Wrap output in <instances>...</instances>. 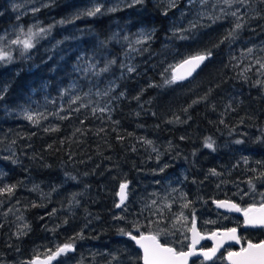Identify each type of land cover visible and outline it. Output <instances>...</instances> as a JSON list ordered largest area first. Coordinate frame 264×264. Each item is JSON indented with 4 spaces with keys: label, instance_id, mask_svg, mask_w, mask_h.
<instances>
[{
    "label": "trees",
    "instance_id": "trees-1",
    "mask_svg": "<svg viewBox=\"0 0 264 264\" xmlns=\"http://www.w3.org/2000/svg\"><path fill=\"white\" fill-rule=\"evenodd\" d=\"M24 8L0 0V264L65 244L52 264H141L124 233L179 250L193 210L201 232L262 238L236 214L218 222L212 200L264 201V0ZM41 28L32 48L13 43ZM7 32L15 39L2 43ZM199 53L202 66L174 78L172 66Z\"/></svg>",
    "mask_w": 264,
    "mask_h": 264
},
{
    "label": "water",
    "instance_id": "water-1",
    "mask_svg": "<svg viewBox=\"0 0 264 264\" xmlns=\"http://www.w3.org/2000/svg\"><path fill=\"white\" fill-rule=\"evenodd\" d=\"M200 56L206 57L205 54H192L188 55L178 62H176L172 68L171 72L174 78L176 79H187L189 78L203 63V60H198L197 58ZM187 62V63H186ZM123 184V183H121ZM121 184L118 185L116 191L117 203L119 204L122 200V197H125V188L121 189ZM219 202H224L225 206H220ZM212 205L214 208L226 212L233 213L238 215L242 220V227H255V226H263L264 223V201L260 203H251L247 204L244 207H240L236 202L226 199L219 198L213 199ZM235 205V207H232ZM193 229L192 221L188 228V244L184 250L176 251L172 246L162 243L158 240V238L151 232H142L133 234L138 238L143 235L146 237L142 241V243L149 250L150 259L154 258L155 264H166L167 261H172V264H181L179 258L172 259V254L165 252L163 249L172 248L176 253L187 252L189 247L192 246L193 239L197 241L194 246L196 255L200 256L204 259L201 254L202 251H208L210 249H216L215 254L226 244L239 245V239L237 236V229L235 227H227V228H217L212 231L202 233L198 230L195 224V231ZM231 229H235V232H231ZM154 237L155 239H152ZM130 239V237H129ZM206 239L209 241V247H199V244ZM131 240V239H130ZM134 246L140 252V262L141 264H145L144 256H145V248L141 247L135 241L131 240ZM61 248V247H59ZM229 253L232 255L229 256ZM57 257V251H53L50 254L39 256L36 255L32 257L29 264H52ZM192 257V256H190ZM187 258L186 264H188L189 258ZM213 258V257H212ZM224 260L227 264H264V238L257 241L251 242L246 241L243 247H239L236 250L228 251L224 254Z\"/></svg>",
    "mask_w": 264,
    "mask_h": 264
},
{
    "label": "snow or ice",
    "instance_id": "snow-or-ice-1",
    "mask_svg": "<svg viewBox=\"0 0 264 264\" xmlns=\"http://www.w3.org/2000/svg\"><path fill=\"white\" fill-rule=\"evenodd\" d=\"M96 11H99V9H97ZM94 13L92 12H89L88 15H93ZM233 15H235V13H233ZM240 27H242L241 24L237 23L236 24V28L239 29ZM23 31V30H21ZM45 30L44 29H39V32L38 33H33L31 29H29L28 33H27V38L24 39V40H20V39H17L15 41H13V43H16V44H22L24 49L27 50V49H30L32 48L34 45L32 43V37L34 35H38L39 33H43ZM249 51H251V49H249ZM211 53L209 52L208 55H210ZM4 55H6V53H2V50H0V59H3L4 58ZM206 57L204 56H200L198 57L197 59L198 60H203L205 59ZM111 63H115V61H111ZM187 63V62H186ZM264 66V65H262ZM94 67V66H93ZM100 71H107V67L101 69ZM129 71H132V69H129ZM169 83L171 81H168ZM237 143H240V141H237ZM207 147L211 148L212 147V144L211 143H208L206 145ZM161 171H163V169H161ZM214 172V170H213ZM126 187L125 184H121V189L123 190L124 188ZM8 191H11V189L9 188ZM123 199L124 197H122V200L121 202H123ZM153 204H155V201H153ZM220 206H225L224 205V202H219ZM189 204H185L183 207H188ZM117 207H119V205H117ZM232 207H235V205H232ZM183 214L181 213V216ZM122 219V217H121ZM261 223H264V221H262ZM192 224H193V231H195V224H196V217H195V210L192 211ZM26 227V225H25ZM231 232H235V229H231L230 230ZM121 232H124L123 229H121ZM125 235L129 236L131 240L135 241L137 244H139L141 247H144L145 248V256H144V260H145V264H155V261H154V258L153 259H150L149 257V250L148 248L142 243V241L144 239H146V237H144L143 235H141L139 238L135 235H133L131 232H126L124 233ZM152 239H155L154 237H152ZM197 243V241L195 239H193V242H192V246L189 247V250L187 252H180V253H176L174 249L172 248H166V249H163L165 252L167 253H170L172 254V259H176L177 257L179 258L181 264H186L187 262V258L190 257V256H193V255H196V252H195V249H194V246L195 244ZM71 248V245L70 244H65L63 245L61 248H59L57 250V254H59L60 252H64L68 249ZM215 252H216V249H210L208 251H202L201 254L203 255L204 259L205 260H210L214 255H215ZM232 254L229 253V256H231ZM166 264H172V261H167Z\"/></svg>",
    "mask_w": 264,
    "mask_h": 264
},
{
    "label": "flooded vegetation",
    "instance_id": "flooded-vegetation-1",
    "mask_svg": "<svg viewBox=\"0 0 264 264\" xmlns=\"http://www.w3.org/2000/svg\"><path fill=\"white\" fill-rule=\"evenodd\" d=\"M263 202V201H262ZM251 204V203H250ZM245 206V205H244ZM244 206H241V207H244ZM233 214V213H232ZM241 219V218H240ZM241 223H242V220H241ZM190 225V224H189ZM197 226V225H196ZM231 227H234V226H231ZM241 227H242V225H241ZM264 228V225L263 226H255V227H242V228H251V229H253V228ZM189 228V227H188ZM188 228H187V242H186V245H185V247H183L182 249H179V250H184L186 247H187V244H188ZM198 228V227H197ZM227 228V227H226ZM236 228V227H235ZM214 229H217V228H214ZM237 229V228H236ZM199 230V229H198ZM213 230V229H212ZM212 230H210V231H212ZM200 231V230H199ZM201 232V231H200ZM206 232H209V231H206ZM206 232H202V233H206ZM138 233H142V232H138ZM132 234H137L136 232H133ZM155 235V234H154ZM156 236V235H155ZM237 236H238V229H237ZM128 238H129V236H128ZM264 238V234H263V236H262V238H260V239H258V240H256V241H252V240H250V239H245V240H243V242H241L240 241V239H239V236H238V239H239V245H232V244H226V245H224L214 256H213V258L214 257H216V256H218V255H221L222 256V259H223V261H224V263L225 264H227L226 262H225V260H224V254L226 253V252H228V251H232V250H236V249H238L239 247H243V245L245 244V242L246 241H251V242H257V241H259V240H261V239H263ZM159 240V239H158ZM131 241V240H130ZM160 241V240H159ZM132 242V241H131ZM161 242V241H160ZM163 243V242H162ZM166 244V243H165ZM134 245V244H133ZM169 245V244H168ZM171 246V245H170ZM210 246V243H209V241H207L206 239H204L200 244H199V247H203V248H205V247H209ZM174 248V247H173ZM175 249V248H174ZM176 250V249H175ZM176 251H178V250H176ZM140 253V252H139ZM193 258H197V259H202V260H205V259H203V258H201L200 256H192V257H190L189 258V260H188V264H192L191 263V259H193ZM213 258H211V259H213ZM210 259V260H211Z\"/></svg>",
    "mask_w": 264,
    "mask_h": 264
},
{
    "label": "rangeland",
    "instance_id": "rangeland-1",
    "mask_svg": "<svg viewBox=\"0 0 264 264\" xmlns=\"http://www.w3.org/2000/svg\"><path fill=\"white\" fill-rule=\"evenodd\" d=\"M6 1L10 3L12 9L21 10V8L25 9L24 7L33 8L34 6L41 4L47 0H6ZM10 32L12 33V30H10ZM10 34L9 32H7L8 36L6 37L5 41H3L2 43H9L11 40L15 39V37L12 38ZM221 212H218L217 214V217H218L217 221L220 223L223 222L225 218V215H223L224 213H221ZM215 214L216 213H211V215L213 216H216ZM188 227H189V224H188ZM134 232L138 233L139 231L137 229H134ZM62 254H65V253L62 252ZM60 261L62 262V256L57 260V263H60Z\"/></svg>",
    "mask_w": 264,
    "mask_h": 264
},
{
    "label": "bare ground",
    "instance_id": "bare-ground-1",
    "mask_svg": "<svg viewBox=\"0 0 264 264\" xmlns=\"http://www.w3.org/2000/svg\"><path fill=\"white\" fill-rule=\"evenodd\" d=\"M206 57H207V56H206ZM201 66H202V64H201ZM125 193H126V192H125ZM126 195H127V194H126ZM126 195H125V196H126ZM240 207H241V206H240ZM223 213H224V212H223ZM233 215H234V214H233Z\"/></svg>",
    "mask_w": 264,
    "mask_h": 264
}]
</instances>
